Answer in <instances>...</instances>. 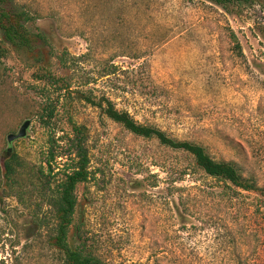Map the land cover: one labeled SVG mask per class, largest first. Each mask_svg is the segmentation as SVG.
Segmentation results:
<instances>
[{
  "label": "rangeland",
  "instance_id": "374dc122",
  "mask_svg": "<svg viewBox=\"0 0 264 264\" xmlns=\"http://www.w3.org/2000/svg\"><path fill=\"white\" fill-rule=\"evenodd\" d=\"M262 2L11 0L35 21L25 24L29 46L5 42L0 29V264H65L49 227L8 189L2 157L11 146L10 158L39 162L53 138L72 134L71 118L88 128L92 170L78 186L72 246L80 231L109 264H264L257 194L228 189L188 152L131 132L76 95L83 87L108 98L264 186ZM111 60L118 70L102 76ZM48 74L70 84L68 102ZM50 102L56 116L46 126ZM26 119V137L10 145Z\"/></svg>",
  "mask_w": 264,
  "mask_h": 264
},
{
  "label": "trees",
  "instance_id": "16d2710c",
  "mask_svg": "<svg viewBox=\"0 0 264 264\" xmlns=\"http://www.w3.org/2000/svg\"><path fill=\"white\" fill-rule=\"evenodd\" d=\"M223 8L242 6L257 0H207ZM264 5V0H263ZM11 0H0V29L5 42L15 46H29L31 32L25 25L35 21L27 11L13 8ZM37 37L41 34L37 33ZM235 47L242 50L238 37L232 34ZM6 51L3 49L2 54ZM118 66L114 60L107 61L101 71L102 76L115 74ZM49 80L59 86L61 94L68 102L73 96L70 84L65 78H56L48 74ZM62 82V84H60ZM87 79L83 85L90 84ZM82 85V86H83ZM76 95L84 102L100 108L115 122L122 124L131 132L143 137H157L161 143L175 149L188 152L196 165L206 175L224 182L228 189L241 190L257 194L260 199L259 208L264 209V186L254 176H246L233 161L218 160L211 156L206 148L195 142L180 140L169 136L160 128L137 121L128 111L119 110L108 98L95 97L92 92L82 88L76 89ZM56 105L52 102L44 106L43 122L46 126L56 116ZM72 134L53 138L48 149L39 162L27 165L17 152L6 162L7 187L19 197V200L33 208L34 220L40 227L48 226L52 240L65 253V264H109L97 256L88 245L86 237L78 232L79 243L74 247L70 242V230L75 222V214L79 203L78 186L90 180L92 175L89 149L88 128L71 118ZM64 141L65 145L60 142ZM66 157V165L60 167L59 158ZM46 207L47 212L44 211ZM140 264V263H135Z\"/></svg>",
  "mask_w": 264,
  "mask_h": 264
},
{
  "label": "water",
  "instance_id": "95a60500",
  "mask_svg": "<svg viewBox=\"0 0 264 264\" xmlns=\"http://www.w3.org/2000/svg\"><path fill=\"white\" fill-rule=\"evenodd\" d=\"M31 125V120L30 119H26L20 126L19 130L17 132H11L7 135V140L9 142V144L11 145L14 141L20 139V138H24L26 137L27 133H28V129ZM12 147L9 146L7 148V150L4 153V156L2 157V165L3 168L6 171V161L8 158H10L11 154H12Z\"/></svg>",
  "mask_w": 264,
  "mask_h": 264
}]
</instances>
